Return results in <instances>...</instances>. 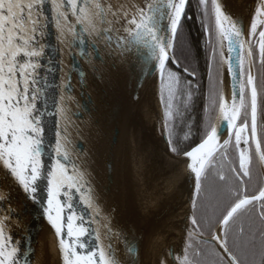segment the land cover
<instances>
[{
	"label": "water",
	"instance_id": "95a60500",
	"mask_svg": "<svg viewBox=\"0 0 264 264\" xmlns=\"http://www.w3.org/2000/svg\"><path fill=\"white\" fill-rule=\"evenodd\" d=\"M189 1L147 0L122 30L111 0H0V264H47L48 232L60 264H142L146 231L134 228L125 198L128 128L151 85L159 80L161 91ZM214 1L226 75L220 114L181 155L172 152L166 125L161 130L172 157L189 162L193 200L237 126L242 101L248 20L228 18L224 0ZM168 257L176 264L172 246Z\"/></svg>",
	"mask_w": 264,
	"mask_h": 264
},
{
	"label": "flooded vegetation",
	"instance_id": "af4514ba",
	"mask_svg": "<svg viewBox=\"0 0 264 264\" xmlns=\"http://www.w3.org/2000/svg\"><path fill=\"white\" fill-rule=\"evenodd\" d=\"M196 3L206 9L200 22L205 46L212 49L211 65L216 64L224 51L215 1ZM207 7L210 20L205 15ZM257 13L248 25L242 52V101L237 126L200 179L204 178V186L200 190L199 182L185 253L176 257V264H232L222 245L238 264H264V205L259 209L255 205L264 197L246 202L264 191V171L255 146L257 142L264 156V19L259 22ZM258 210L262 217L257 216Z\"/></svg>",
	"mask_w": 264,
	"mask_h": 264
},
{
	"label": "bare ground",
	"instance_id": "6f19581e",
	"mask_svg": "<svg viewBox=\"0 0 264 264\" xmlns=\"http://www.w3.org/2000/svg\"><path fill=\"white\" fill-rule=\"evenodd\" d=\"M111 1L117 26L126 30L138 18L147 0ZM262 1L224 0L227 16H243L249 24ZM164 119L158 80L151 85L132 116L123 167L129 217L136 224L137 232H141L140 227L146 231L143 233L142 264H162L165 258H169L170 246L173 247L175 261L176 257L183 256L195 205L189 183V162L187 159H175L170 154V147L162 137ZM173 202L178 203L175 210L163 218L162 213ZM153 217L162 218L155 225L152 221L149 223ZM119 227L122 237L127 238L129 232L126 227L120 223ZM123 238L120 242L122 252ZM45 257L47 264H60L50 232L45 239Z\"/></svg>",
	"mask_w": 264,
	"mask_h": 264
},
{
	"label": "trees",
	"instance_id": "16d2710c",
	"mask_svg": "<svg viewBox=\"0 0 264 264\" xmlns=\"http://www.w3.org/2000/svg\"><path fill=\"white\" fill-rule=\"evenodd\" d=\"M204 9L196 0L188 5L175 42L173 60L167 65L162 79L161 94L168 138L177 155L187 152L209 134L220 108L215 98L223 92L222 73L221 89L216 84L212 86L218 67L214 63L211 65L212 49L205 46L200 22ZM203 186L204 178L200 182V190ZM255 205L261 208L264 199ZM257 216H263L259 210Z\"/></svg>",
	"mask_w": 264,
	"mask_h": 264
},
{
	"label": "rangeland",
	"instance_id": "374dc122",
	"mask_svg": "<svg viewBox=\"0 0 264 264\" xmlns=\"http://www.w3.org/2000/svg\"><path fill=\"white\" fill-rule=\"evenodd\" d=\"M263 2V3H262ZM261 3L263 4V6H262V4H260V6L258 7V9H257V11H258V21L259 22H261V21H263V19H264V0L262 1ZM204 10H206V9H204ZM205 12V11H204ZM206 15V17H207V20L209 19L210 20V11H209V8L207 7V14H205ZM191 53V52H190ZM220 62H219V61ZM218 60L216 61V65L215 66H217L218 68V70H217V72L215 71V74H217L215 77H214V79L212 80V86L214 85L215 86V84H216V86H217V88H218V86H220V89H221V73H222V76H223V92H219V94H217V96H216V98H215V103H216V105L219 107V105H220V108H219V110L217 111V113L215 114V116H216V120H217V118H218V116H219V114H220V110H221V106H222V103H223V99H224V95H225V77H226V75H225V57H224V52L222 53V56L220 57L219 56V58H218ZM221 67H222V70H221ZM221 93H222V97H221ZM161 99H162V94H161ZM162 106H163V101H162ZM164 110V109H163ZM165 118V117H164ZM165 120V119H164ZM216 120H215V122H216ZM165 125H166V122H165ZM166 129H167V127H166ZM170 142V141H169ZM170 147H171V150H172V152L174 153V154H176L175 152H174V150H173V148H172V145H171V143H170ZM177 155V154H176ZM178 155H181V154H178ZM198 192V191H197ZM165 258V257H164ZM163 258V259H164ZM166 260L165 261H163L162 262V264H170V261H169V259L168 258H165Z\"/></svg>",
	"mask_w": 264,
	"mask_h": 264
},
{
	"label": "snow or ice",
	"instance_id": "6c2138e0",
	"mask_svg": "<svg viewBox=\"0 0 264 264\" xmlns=\"http://www.w3.org/2000/svg\"><path fill=\"white\" fill-rule=\"evenodd\" d=\"M133 42H135V41H133ZM127 54H128V51L126 50L125 52H122V53H121V56L123 57V56H126ZM95 78H96L99 82L103 83V81H104V74H103V72L98 73L97 76H96Z\"/></svg>",
	"mask_w": 264,
	"mask_h": 264
}]
</instances>
